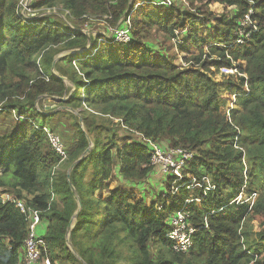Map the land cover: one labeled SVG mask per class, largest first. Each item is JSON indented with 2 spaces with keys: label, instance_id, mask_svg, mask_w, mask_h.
Segmentation results:
<instances>
[{
  "label": "trees",
  "instance_id": "16d2710c",
  "mask_svg": "<svg viewBox=\"0 0 264 264\" xmlns=\"http://www.w3.org/2000/svg\"><path fill=\"white\" fill-rule=\"evenodd\" d=\"M20 1L0 0V115L14 113L0 123V197L24 201L39 211L40 222L47 221L39 235L45 241L41 259L50 264H264V247L255 255L245 228L256 218L253 242L264 245V0H187L202 4L197 16L177 7L180 0L160 5L137 0L136 7L132 0H33L30 7L38 16L29 20L19 13ZM215 5L222 10L214 12ZM53 8L66 20L39 16ZM250 10L251 24L241 26ZM93 18L127 28L130 41L98 36L82 53L59 58L53 73V53L88 46L83 28ZM152 29L166 40L178 32L176 48L187 67L144 42ZM240 30L242 43L236 42ZM220 68L237 73L228 92L241 110L232 113L231 123L220 112L213 79ZM40 97L91 108L113 120L97 124L92 115H72L76 138L65 160L88 148L69 172L75 192L66 173L57 171L65 160L40 129L58 109L38 110ZM119 124L131 131V141L120 144ZM135 132L164 148L195 152L176 192H170L172 178L161 173L166 184L159 205H147L137 189L110 184L117 175L136 186L149 172H159ZM204 174L214 189L205 194L196 189L199 201L185 203L193 197L185 183ZM244 183L246 194H256L252 205L231 202ZM227 187L234 195L225 198ZM179 210L188 213L185 222L195 229L185 252L175 250L167 237ZM27 231L16 202L0 198V264H23Z\"/></svg>",
  "mask_w": 264,
  "mask_h": 264
},
{
  "label": "rangeland",
  "instance_id": "374dc122",
  "mask_svg": "<svg viewBox=\"0 0 264 264\" xmlns=\"http://www.w3.org/2000/svg\"><path fill=\"white\" fill-rule=\"evenodd\" d=\"M132 1L134 2L135 7H136L138 5L136 3L137 0H132ZM160 1H163V0H154V5H160ZM180 1L182 4L179 2L181 4V6H178L176 4L177 7H180L183 11L187 10L190 13H193L197 16L196 8L198 5L202 6V4H197V5L194 4L195 6H193L187 0L185 2H183L182 0H180ZM31 2L33 3V0H31ZM175 3H177V2H175ZM203 8L205 9V7H203ZM211 9L216 13L220 12L222 10L221 6H219V5L211 6ZM49 14L61 17V18L66 20V18L64 17V15L60 12V10L58 8L57 9L53 8V9H50L49 11L45 9L43 11V13H39V16L49 15ZM35 16L37 18L38 14H34V17ZM128 22H129V19H128ZM66 23H68V22H66ZM85 25L86 26L84 27V29L87 32L86 34L90 38V40L92 39L90 41V43L94 40H98V38H97L98 36H105V37L111 36V33H110L111 31L110 30L108 31L107 24L105 23L104 18L89 19L85 22ZM180 39H181V37H180ZM144 42L147 44L151 43L153 48H155L158 52H161V55L166 56V58L171 60V61L173 60L174 63H179L181 67L185 68L189 65L188 63H185L182 60V58H181L182 54L178 51V49L173 44V43H175V41L166 40L164 38V35L160 32H157V30H155V29L150 30L149 33L146 34ZM87 45H89V43ZM62 46H64V45H62ZM86 49H89V46H86L81 51V53L83 51H85ZM53 51H54V49L50 50V52H53ZM71 53L72 52H64L63 50H61L60 52H57L55 55L53 53V55H52L53 59H52L51 63L57 62V60L59 58L67 56L68 54H71ZM38 61L39 60H37V63H38ZM232 69H234V68H232ZM211 70H213V68H211ZM53 72L57 75L56 69H53ZM236 74L237 73L235 70L233 71V74H229V73L226 74V73L222 72V69H219L218 71H215V74L213 75V79L217 82V94H218V99H219L218 101H219V106H220V112L227 116L228 122H230V123L232 122V117H231L232 113L236 114L241 110V107L237 106L236 102H233V100L230 97V94L228 92V87H230V85H231L230 83L236 82L238 80L236 77ZM73 89H74V87H72L71 90H73ZM41 98L42 97H40L39 101L37 100L38 102L36 101L35 107L38 110H40L42 108V106L46 109H52L53 108V109H55V111L58 109V113L55 115V117H53L49 121V123H47V126L50 129H52L53 131L50 130L48 127H47V129L50 133L57 135L62 140L63 144L65 145V150L67 153L69 152L68 147L71 148L72 142H74V140L76 138V132L75 131H77L76 128H74L72 125V123H73L72 122V119H73L72 115L76 114V115L80 116L81 113L82 114L85 113L84 115H87V114H89L90 116L92 115L94 122L97 124L109 125L110 123L113 122V120H111L109 116H105V114H103L99 111H96L94 109L89 108V110H81V108L83 106H81V108H79L77 106L72 107L70 105L60 106L59 103H57V101L52 102L50 99H48V100L45 99V101H44ZM13 115H14V113L13 114L10 113L8 115L7 114H1L0 115V123H2L1 121L8 122L9 121L8 119L13 118ZM114 123H116V122H114ZM82 128L84 129L83 126H82ZM130 132L123 125L119 126L117 133L122 137V139H120V144L131 141L129 138H127L128 137L127 135L132 136V135H130L131 134ZM134 135L136 137L138 136L140 139H142V136H140L138 133L135 132ZM103 136H105V135L103 134ZM193 155H195V152H193ZM74 157H76V155H74ZM74 157L72 156L69 159L65 160L58 167L57 171L60 173H66V177H67V173H68V170L70 169V166L80 158V157H78L77 159L74 160ZM205 175H207V174H205ZM208 179L210 180V178H208ZM141 181L142 182L136 186L128 185L125 182L124 178H122V177L120 178L119 176L116 175L115 177H113L110 184L113 187H120L121 186V187H125L128 189H134V190L137 189V191H139L142 195L145 196L147 205H149L150 203H152L154 205L155 204L159 205L160 203H158V202H160V201H159L158 193L161 191V189H163L162 185L166 184V181H165L163 175L161 174V171L160 170H159V172L151 171L148 173V177L142 178ZM170 188H171V186H170ZM248 189H250L249 185H248ZM253 190H256V189L253 188ZM196 192L197 191L190 192V193L193 197H195ZM222 194H223V197H225V198H228L229 196L234 195V193H232V191L229 187H227L226 190H224L222 192ZM255 198H256V196L254 197V199ZM251 218H250V220H248L245 223V228L247 229L248 233L251 234L249 236V239H248L250 248L252 250H254L255 255H257L258 252L260 253V251L262 250L264 245L263 244L261 245V243L255 244L253 242L255 240V235H253V234H254V231L256 229V221H255L256 218L255 219H254V217H251ZM46 224H48L47 221H41L36 226V228H35L36 235H42L44 233L45 228H46ZM150 248H151L152 255L156 256V253H157L156 245L151 244ZM23 264H25L24 260H23ZM34 264H46L45 259L40 258V260ZM119 264H124V263L119 262Z\"/></svg>",
  "mask_w": 264,
  "mask_h": 264
},
{
  "label": "built area",
  "instance_id": "2783aa9c",
  "mask_svg": "<svg viewBox=\"0 0 264 264\" xmlns=\"http://www.w3.org/2000/svg\"><path fill=\"white\" fill-rule=\"evenodd\" d=\"M164 1V2H163ZM160 1V4H170L172 0H163ZM185 2L186 0H182ZM21 10L19 13L27 20L35 18L33 10L31 9L30 5L32 4L31 0H21ZM251 10L248 12L247 15L244 16V19L240 22L241 26H245L246 24H251L249 19V14ZM85 27V26H84ZM108 31L111 32V37L114 41L118 43H127L130 41V33L129 30L125 27H107ZM84 33H87L83 28ZM241 33H244L243 30H240L239 35L236 37V42L242 43L243 38L241 37ZM175 41L174 46L176 47L177 44L181 43L180 35L178 32L176 33V37L172 39ZM171 40V41H172ZM179 40V41H178ZM222 72L233 74L235 69L232 68H220ZM233 102L235 101L236 95L230 94ZM22 118V117H20ZM46 134L49 144L51 148L60 156V161H63L67 157V152L65 150V145L63 144L62 140L53 133H50L46 126H42L40 128ZM143 142L147 144L148 152L150 153V164L156 168H158L161 173L167 175L168 177L172 178L171 180V188L170 192L174 193L177 191L178 186L176 185L177 181L181 180L184 177V172L187 169L188 164L193 159V152L187 151L183 148H164L157 143L152 142L145 137H142ZM237 147V146H236ZM244 163V161H243ZM208 175H202L200 178L196 176H191L189 181L185 183V188L189 192H193L196 189H201L203 194L206 191L214 189V183L212 182L211 178ZM183 185V184H182ZM173 186V187H172ZM244 183L241 191L236 194L231 202L238 204L247 202L252 205L254 201V197L256 196L255 193L246 194L245 192ZM2 201L5 200H12L16 202L17 207L21 210V212L25 213L26 221H27V236L24 239L23 243V260L25 264H34L41 258V250L45 248V241L39 235H36L35 228L40 223V215L39 211L27 206L24 201L22 200H14L12 196L9 194H4L1 197ZM200 198L198 197H190L185 199V203H190L191 201H199ZM188 218V213L184 212L183 210L177 211L170 220L171 223V230L167 232V237L171 238L174 241L173 248L177 251L185 252L189 246L191 245L190 235L195 231L194 228L188 227L185 220ZM46 264H50L47 259H45Z\"/></svg>",
  "mask_w": 264,
  "mask_h": 264
},
{
  "label": "water",
  "instance_id": "95a60500",
  "mask_svg": "<svg viewBox=\"0 0 264 264\" xmlns=\"http://www.w3.org/2000/svg\"><path fill=\"white\" fill-rule=\"evenodd\" d=\"M84 32V31H83ZM86 34V33H85ZM90 38L88 37V43H89V45H90ZM88 45V46H89ZM70 52H72V53H78V52H81V50H72V51H70ZM55 63V62H54ZM54 63H52V65H51V69L53 70L54 69ZM54 73V72H53ZM88 151V148L84 151V153H83V155L86 153ZM83 155L80 157V158H82L83 157ZM79 158V159H80ZM78 159V160H79ZM77 160V161H78ZM76 161V162H77ZM76 162H74L71 166H70V169L68 170V173H67V180H68V184H69V186H70V188H71V190H73L74 192H75V190H74V188H73V186L71 185V182H70V180H69V172H70V170L72 169V167L74 166V164L76 163ZM77 202H78V205L80 206V199L79 198H77ZM76 213V212H75ZM72 220H73V217H72ZM69 234H70V231H69V233H68V235H67V238H66V241H67V243L69 244Z\"/></svg>",
  "mask_w": 264,
  "mask_h": 264
}]
</instances>
